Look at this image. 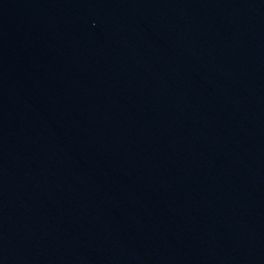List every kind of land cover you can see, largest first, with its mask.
Here are the masks:
<instances>
[{"label": "water", "instance_id": "water-1", "mask_svg": "<svg viewBox=\"0 0 264 264\" xmlns=\"http://www.w3.org/2000/svg\"><path fill=\"white\" fill-rule=\"evenodd\" d=\"M0 264H264V0H0Z\"/></svg>", "mask_w": 264, "mask_h": 264}]
</instances>
